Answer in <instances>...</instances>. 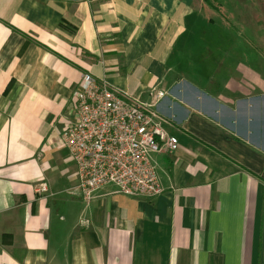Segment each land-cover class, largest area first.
Wrapping results in <instances>:
<instances>
[{
  "label": "crops",
  "instance_id": "1",
  "mask_svg": "<svg viewBox=\"0 0 264 264\" xmlns=\"http://www.w3.org/2000/svg\"><path fill=\"white\" fill-rule=\"evenodd\" d=\"M214 9L0 0V264H264V75L241 67L226 88H208L166 66L198 47ZM85 72L167 119L179 146L154 155L159 196L108 183L83 198L56 142L76 121Z\"/></svg>",
  "mask_w": 264,
  "mask_h": 264
},
{
  "label": "built area",
  "instance_id": "2",
  "mask_svg": "<svg viewBox=\"0 0 264 264\" xmlns=\"http://www.w3.org/2000/svg\"><path fill=\"white\" fill-rule=\"evenodd\" d=\"M162 96L164 92H157ZM74 97L76 121L56 144L69 150L83 198L90 201L108 183L124 195L159 196L164 189L154 155L175 152L179 140L168 132V121L153 109L154 103L142 102L90 72L82 74ZM47 191V183H39L37 192Z\"/></svg>",
  "mask_w": 264,
  "mask_h": 264
},
{
  "label": "rangeland",
  "instance_id": "3",
  "mask_svg": "<svg viewBox=\"0 0 264 264\" xmlns=\"http://www.w3.org/2000/svg\"><path fill=\"white\" fill-rule=\"evenodd\" d=\"M210 3L215 8L216 25L211 26L203 12L201 43L169 56L166 66L171 73L211 88H226L228 79L241 72V67L264 75V0Z\"/></svg>",
  "mask_w": 264,
  "mask_h": 264
},
{
  "label": "trees",
  "instance_id": "4",
  "mask_svg": "<svg viewBox=\"0 0 264 264\" xmlns=\"http://www.w3.org/2000/svg\"><path fill=\"white\" fill-rule=\"evenodd\" d=\"M204 1L211 5L210 0H204Z\"/></svg>",
  "mask_w": 264,
  "mask_h": 264
}]
</instances>
